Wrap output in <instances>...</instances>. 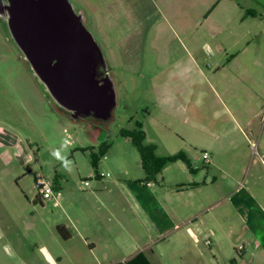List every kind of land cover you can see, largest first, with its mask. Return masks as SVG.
Returning <instances> with one entry per match:
<instances>
[{"label":"rangeland","instance_id":"374dc122","mask_svg":"<svg viewBox=\"0 0 264 264\" xmlns=\"http://www.w3.org/2000/svg\"><path fill=\"white\" fill-rule=\"evenodd\" d=\"M70 1L84 11L106 58L117 105L108 120L74 119L38 80L0 16V264H123L139 248L153 264H243L254 251L244 240H225L220 249L197 245L187 232L156 230L143 217L131 187L146 185V172L121 130L141 121L158 154L194 156L197 177L222 175L205 163V151L217 149L219 163L234 174L250 154L258 157L264 18L245 10L258 5L217 0L205 17L214 0ZM104 143L109 150L95 169L91 151ZM101 172L107 189L97 188ZM173 175L185 179L175 162L151 183L169 190ZM40 176L58 179L60 202L39 198Z\"/></svg>","mask_w":264,"mask_h":264},{"label":"crops","instance_id":"0c3cea01","mask_svg":"<svg viewBox=\"0 0 264 264\" xmlns=\"http://www.w3.org/2000/svg\"><path fill=\"white\" fill-rule=\"evenodd\" d=\"M216 1L214 0L209 7L208 4L206 5L208 10L204 13L205 17L209 16L207 13L211 11ZM250 1L257 4L259 10L252 7H245V10L255 11L256 15H252L253 17L264 18V0ZM168 16L173 18L172 14ZM252 120L250 118V123ZM259 149H257L258 157H252L250 154V158L240 167L241 170L237 174L229 173L222 167L217 158L218 150L214 149L212 155L207 159L203 155V158L205 163H209L222 174L220 177L219 175L210 177L208 173L202 174L201 177L194 176L199 172V167L194 165L195 157L192 158L187 154L197 171L192 173L184 161H176L175 164L185 171V179L173 175L172 181L168 184L169 190L167 186L156 187L151 183L152 181H148L146 185L135 184L131 190L136 193L137 205L143 217L152 222L156 230L157 228L163 232L169 230L174 235L187 232L197 245L203 243L220 249L225 240L233 238L244 240L249 249L254 247V251L247 258L241 254L242 263L258 264L257 261L260 260L261 264H264V150L259 151ZM231 155L233 162H237L239 151L237 155L234 153ZM257 164L260 170L255 169ZM97 177L98 181L102 182L97 188L107 189L109 186L104 176ZM56 186H60L58 181ZM90 195H87L88 200H91ZM162 218L167 222L164 229H161ZM151 243L148 242L146 247L153 250ZM246 247L244 243L243 251ZM140 250L146 252L145 248H139L138 251ZM190 254L194 257L197 255L192 251Z\"/></svg>","mask_w":264,"mask_h":264},{"label":"water","instance_id":"95a60500","mask_svg":"<svg viewBox=\"0 0 264 264\" xmlns=\"http://www.w3.org/2000/svg\"><path fill=\"white\" fill-rule=\"evenodd\" d=\"M0 16L62 109L74 119L112 117L115 84L82 9L70 0H0Z\"/></svg>","mask_w":264,"mask_h":264},{"label":"trees","instance_id":"16d2710c","mask_svg":"<svg viewBox=\"0 0 264 264\" xmlns=\"http://www.w3.org/2000/svg\"><path fill=\"white\" fill-rule=\"evenodd\" d=\"M121 134L124 137L131 139L132 143L138 149L142 167L146 172L145 180L152 181L155 180L157 175H159L164 168L176 161H184L190 170V172L195 173L197 168L193 167L191 159L188 157L187 153L183 150H180L176 153L160 155L157 153V144L146 141V131L143 128V123L141 121L136 122V127L133 129H122ZM109 144L104 143L99 148L98 152L91 151V162L95 169L99 167V162L103 156L109 150ZM98 172V171H97ZM96 176H99L97 173ZM57 185V179L54 182ZM65 226H58L59 231L63 234L65 238H69V235L64 233ZM113 264H122V263H113ZM123 264H153L149 259L145 251L140 250L127 259Z\"/></svg>","mask_w":264,"mask_h":264},{"label":"built area","instance_id":"2783aa9c","mask_svg":"<svg viewBox=\"0 0 264 264\" xmlns=\"http://www.w3.org/2000/svg\"><path fill=\"white\" fill-rule=\"evenodd\" d=\"M254 145V149H257V144L255 142L252 143ZM209 153L204 152V158H208ZM100 176H105L104 172L99 174ZM89 182L85 181V185H88ZM36 188L38 190V196L40 199H53L56 200V202L61 201V191L58 189V187L48 178L46 177H38L36 181Z\"/></svg>","mask_w":264,"mask_h":264},{"label":"flooded vegetation","instance_id":"af4514ba","mask_svg":"<svg viewBox=\"0 0 264 264\" xmlns=\"http://www.w3.org/2000/svg\"><path fill=\"white\" fill-rule=\"evenodd\" d=\"M247 13L252 14V15H256V14H255V11H253V10H249V9L247 10ZM100 70H101L100 72H102L101 76H103V74H104V69L101 68ZM102 70H103V71H102Z\"/></svg>","mask_w":264,"mask_h":264}]
</instances>
